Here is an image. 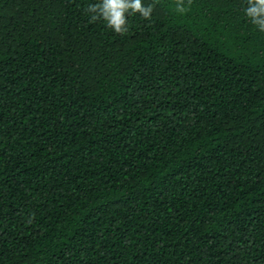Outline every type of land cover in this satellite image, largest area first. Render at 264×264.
I'll return each mask as SVG.
<instances>
[{
	"label": "trees",
	"instance_id": "16d2710c",
	"mask_svg": "<svg viewBox=\"0 0 264 264\" xmlns=\"http://www.w3.org/2000/svg\"><path fill=\"white\" fill-rule=\"evenodd\" d=\"M98 2L0 0V264H264L248 0Z\"/></svg>",
	"mask_w": 264,
	"mask_h": 264
},
{
	"label": "clouds",
	"instance_id": "9594fccd",
	"mask_svg": "<svg viewBox=\"0 0 264 264\" xmlns=\"http://www.w3.org/2000/svg\"><path fill=\"white\" fill-rule=\"evenodd\" d=\"M86 11L91 21L102 19L115 33L124 34L129 30V16L139 13L142 18L150 19L153 7L145 5L143 0H99L89 3ZM245 14L259 31L264 32V0H248Z\"/></svg>",
	"mask_w": 264,
	"mask_h": 264
}]
</instances>
